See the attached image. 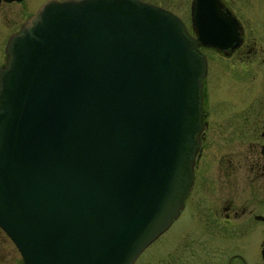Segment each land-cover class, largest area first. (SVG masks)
<instances>
[{"label": "water", "instance_id": "water-1", "mask_svg": "<svg viewBox=\"0 0 264 264\" xmlns=\"http://www.w3.org/2000/svg\"><path fill=\"white\" fill-rule=\"evenodd\" d=\"M191 30L139 0H48L0 67V229L22 264H132L192 178L205 57L240 43L217 0Z\"/></svg>", "mask_w": 264, "mask_h": 264}, {"label": "flooded vegetation", "instance_id": "flooded-vegetation-1", "mask_svg": "<svg viewBox=\"0 0 264 264\" xmlns=\"http://www.w3.org/2000/svg\"><path fill=\"white\" fill-rule=\"evenodd\" d=\"M23 1L0 0V12L2 6H19L18 9H14L15 18L3 17L5 25L15 23L16 27L5 34L4 42L45 0H40L33 8L29 7L30 9L27 10L23 8ZM140 1L166 9L150 0ZM191 2L192 0L188 1V11ZM218 4L223 12H229L237 21L241 42L234 50H212V52L221 56L238 52L240 54L239 57L236 56L238 62L244 63L243 59L246 56L240 50L243 41L238 19L225 0H218ZM182 22L187 34L195 38L190 29L189 12L187 21L182 20ZM0 25L2 26L1 22ZM201 49H203L201 46L196 45V50L200 54H202ZM246 52L247 50L244 51ZM3 61L2 54L0 66ZM205 61L206 72L202 78L199 94L200 129L195 135L192 178L189 189L183 197L182 207L173 220L174 222L182 218L185 227L175 240L178 245L177 256L171 261L165 258L163 264H264V98L251 114L232 116L236 126H233L225 136V149L217 159L213 156L214 153L209 152L204 155L203 143L208 138L206 131L209 126L205 109L208 101L205 79L210 62L206 56ZM252 64L255 67L251 66L252 72H250L254 76L259 73L260 81L262 80L264 85V57L258 56ZM257 86L261 89L262 82ZM263 90L262 87V92ZM221 114L220 117L224 119L225 115H232V113ZM234 127H237L236 131ZM136 261L137 258L133 264ZM0 264L6 263L0 259Z\"/></svg>", "mask_w": 264, "mask_h": 264}, {"label": "rangeland", "instance_id": "rangeland-1", "mask_svg": "<svg viewBox=\"0 0 264 264\" xmlns=\"http://www.w3.org/2000/svg\"><path fill=\"white\" fill-rule=\"evenodd\" d=\"M39 1L24 0L22 3L24 10L33 8ZM150 1L165 7V10L174 13L185 22L187 21L189 0ZM225 2L238 19L243 41L240 50L246 57L243 59L244 63H239L237 57L240 54L238 52L221 56L213 53L212 50L201 49L210 62L205 79L208 93L205 109L207 110L206 118L209 120V126L206 131L208 138L203 143L204 155L209 152L214 153L215 159L225 149V136L233 126H236L232 116L251 114L261 99L264 98L263 81H260L259 73L254 76L250 69L251 66H254L252 62L258 56L264 57V0H225ZM18 8L19 6H2L1 8L0 22L3 27L0 25V62L4 50L5 34L16 28L15 23L5 25L3 17L15 18L16 10L14 9ZM245 50H247L246 53H244ZM260 82H262L261 89L257 86V84L260 86ZM221 113L224 115L232 113V115H225L224 119L220 117L219 114ZM230 119L232 122L229 121ZM234 129L236 131L237 127ZM184 227L185 223L182 218L174 221L167 230L143 249L134 264H163L165 258L169 261L174 260L178 251L175 240ZM0 259L4 260L6 264H22L17 250L1 231Z\"/></svg>", "mask_w": 264, "mask_h": 264}, {"label": "bare ground", "instance_id": "bare-ground-1", "mask_svg": "<svg viewBox=\"0 0 264 264\" xmlns=\"http://www.w3.org/2000/svg\"><path fill=\"white\" fill-rule=\"evenodd\" d=\"M171 225H172V224H171ZM171 225H170V226H171ZM170 226H169V227H170ZM138 257H139V256H138ZM138 257H137V258H138Z\"/></svg>", "mask_w": 264, "mask_h": 264}]
</instances>
